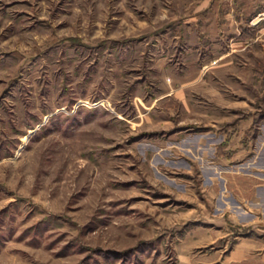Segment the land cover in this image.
I'll list each match as a JSON object with an SVG mask.
<instances>
[{
    "label": "rangeland",
    "instance_id": "374dc122",
    "mask_svg": "<svg viewBox=\"0 0 264 264\" xmlns=\"http://www.w3.org/2000/svg\"><path fill=\"white\" fill-rule=\"evenodd\" d=\"M262 166L264 0H0V264H264Z\"/></svg>",
    "mask_w": 264,
    "mask_h": 264
},
{
    "label": "crops",
    "instance_id": "0c3cea01",
    "mask_svg": "<svg viewBox=\"0 0 264 264\" xmlns=\"http://www.w3.org/2000/svg\"><path fill=\"white\" fill-rule=\"evenodd\" d=\"M260 13V10L258 11ZM259 34H257L258 36ZM255 36V35H254ZM256 36V37H257ZM239 39V38H238ZM242 40V39H239ZM246 41L243 39V42ZM241 43V42H240ZM239 41H237L234 44H237L236 46H240ZM245 43V42H244ZM232 53L234 50H231ZM261 119V118H260ZM229 151V150H228ZM228 151H225L228 152ZM230 152V151H229ZM229 154V153H228ZM233 153L230 152V156L227 155L225 158L227 159H232ZM258 170L253 171L254 174L256 175L255 177L258 178V180H252L250 177L252 175L248 174H241L240 177V182H242V185L239 186L238 188V193H239V200L238 204L241 205V208L239 207V215L242 217L243 225L248 224V225H255L257 228H260V221L262 219L261 213L263 210V216H264V166L257 168ZM237 176V175H236ZM232 177H234L232 175ZM228 180L226 179V182ZM241 184V183H240ZM256 247V246H255ZM264 248V247H263ZM249 249V248H248ZM247 248H244L242 252L238 253V261H242L245 259H248L250 257V251ZM259 249V248H257ZM235 255V254H234ZM234 259L237 258V256H234ZM236 257V258H235ZM250 259H255V256H253ZM257 259L264 261V251L260 250L259 256H257Z\"/></svg>",
    "mask_w": 264,
    "mask_h": 264
}]
</instances>
